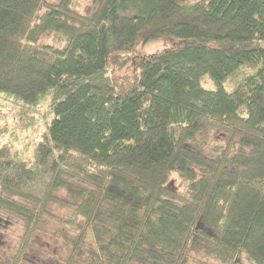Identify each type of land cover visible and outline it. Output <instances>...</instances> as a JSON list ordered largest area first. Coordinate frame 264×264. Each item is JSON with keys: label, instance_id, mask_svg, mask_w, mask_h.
Listing matches in <instances>:
<instances>
[{"label": "trees", "instance_id": "1", "mask_svg": "<svg viewBox=\"0 0 264 264\" xmlns=\"http://www.w3.org/2000/svg\"><path fill=\"white\" fill-rule=\"evenodd\" d=\"M94 2L0 0L12 264L46 219L57 264H264V0Z\"/></svg>", "mask_w": 264, "mask_h": 264}, {"label": "rangeland", "instance_id": "2", "mask_svg": "<svg viewBox=\"0 0 264 264\" xmlns=\"http://www.w3.org/2000/svg\"><path fill=\"white\" fill-rule=\"evenodd\" d=\"M75 7L80 13L87 16L92 15L96 10L94 0H75ZM44 42L54 46L57 45L52 37H46ZM170 45L171 41L169 40L151 43L140 50L139 56H148L164 51ZM129 72L130 69H126L117 73V75L124 76ZM252 72L253 70L250 68H241L227 80L226 88L231 91L237 82L251 75ZM202 85L206 89H214V85L208 77L203 78ZM1 102L3 103L2 98L0 99ZM227 143V137L219 136L215 144L225 147ZM56 227L54 221L44 220L40 229L34 235L33 249L28 250L23 256L22 264H57L58 260H64L68 256L67 246L52 236V234L56 236L54 233ZM203 228L206 231L208 230L205 226ZM22 234V226L17 219L8 215H0V264H12V260L18 252ZM241 258H244V256ZM242 264H247V262L243 260Z\"/></svg>", "mask_w": 264, "mask_h": 264}]
</instances>
